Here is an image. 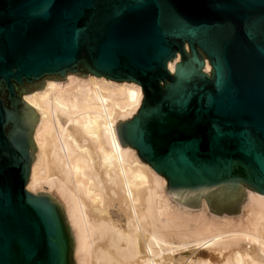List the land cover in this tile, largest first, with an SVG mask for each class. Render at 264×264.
<instances>
[{
  "label": "water",
  "instance_id": "water-1",
  "mask_svg": "<svg viewBox=\"0 0 264 264\" xmlns=\"http://www.w3.org/2000/svg\"><path fill=\"white\" fill-rule=\"evenodd\" d=\"M68 74L143 87L117 134L178 203L238 215L245 186L264 195V0H0V264H77L63 204L26 188L41 115L23 95Z\"/></svg>",
  "mask_w": 264,
  "mask_h": 264
},
{
  "label": "bare ground",
  "instance_id": "bare-ground-1",
  "mask_svg": "<svg viewBox=\"0 0 264 264\" xmlns=\"http://www.w3.org/2000/svg\"><path fill=\"white\" fill-rule=\"evenodd\" d=\"M23 99L41 115L26 188L63 204L77 264H264V195L247 188L234 216L210 212L203 196L201 208L187 207L137 149L121 145L117 124L137 115L141 85L68 74Z\"/></svg>",
  "mask_w": 264,
  "mask_h": 264
},
{
  "label": "rangeland",
  "instance_id": "rangeland-1",
  "mask_svg": "<svg viewBox=\"0 0 264 264\" xmlns=\"http://www.w3.org/2000/svg\"><path fill=\"white\" fill-rule=\"evenodd\" d=\"M246 189H247V187L245 186V192H246ZM223 214H227V213L226 212H223ZM227 215H229V214H227ZM231 216H234V215H231Z\"/></svg>",
  "mask_w": 264,
  "mask_h": 264
}]
</instances>
